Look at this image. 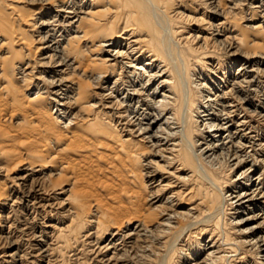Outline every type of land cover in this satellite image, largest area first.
<instances>
[{"label": "bare ground", "instance_id": "obj_1", "mask_svg": "<svg viewBox=\"0 0 264 264\" xmlns=\"http://www.w3.org/2000/svg\"><path fill=\"white\" fill-rule=\"evenodd\" d=\"M263 42L264 0H0V264H264Z\"/></svg>", "mask_w": 264, "mask_h": 264}, {"label": "rangeland", "instance_id": "obj_2", "mask_svg": "<svg viewBox=\"0 0 264 264\" xmlns=\"http://www.w3.org/2000/svg\"><path fill=\"white\" fill-rule=\"evenodd\" d=\"M42 6H43V5H42ZM42 6H38V7L41 8ZM44 7H45V6H44ZM27 8H29V7H27ZM27 8H26V9H27ZM24 10H25V9H24ZM241 23H242V22H240V26H243V23H242V24H241ZM241 32H242L243 34H246V35L248 34L249 36H253V35H254V36L257 38V39L255 40L256 42L262 41L263 36H261L260 34H259V36H258V34L255 35V33H253V31H246L247 33H246L245 31H241ZM250 33H252L253 35L250 34ZM258 37H259V38H258ZM261 37H262V38H261ZM258 39H261V40H258ZM263 43H264V42H263ZM108 177H109V178H108ZM136 177H137V176H136ZM100 178H101L103 181L106 180V182L108 181L106 178H108L109 181H110V178H111V180H112V177H111L110 175H109V176H108V175L105 176V174H104V176H103V175H100ZM137 178H139V177H137ZM104 179H105V180H104ZM135 180H136V178H134V179H132V180L130 179L129 181H127L126 184H127V186H128L129 189H133V190H134L133 193L135 192V190L139 192V193H138V192H135V193H137L138 195H137V194H135L136 196L134 195V197H135L134 199L138 198V199H136V200H134V201L138 202L137 200H139V199L141 198V196H140L139 194H142V193H141V186H140V187H137L136 185L139 184V183L141 184V183H142V180L139 179L140 182L138 181V179H137L138 182H136ZM109 181H108V182H109ZM132 181H134V182H132ZM132 183H136V184H132ZM130 184H131V185H130ZM132 185H133V186L135 185V186L137 187L138 190L136 189V187H133ZM131 187H132V188H131ZM139 188H140V189H139ZM139 190H140V191H139ZM138 196H139V197H138ZM138 204H140V203H136V205H138ZM228 229H229V228H228ZM29 262H30V261H29ZM63 264H64V263H63ZM65 264H70V263H69V262H68V263L66 262Z\"/></svg>", "mask_w": 264, "mask_h": 264}]
</instances>
